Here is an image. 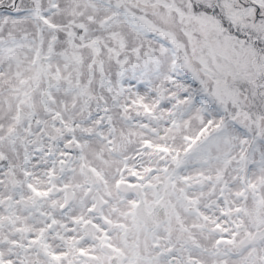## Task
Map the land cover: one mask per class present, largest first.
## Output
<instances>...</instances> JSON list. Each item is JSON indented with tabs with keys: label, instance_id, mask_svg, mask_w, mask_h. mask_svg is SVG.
Listing matches in <instances>:
<instances>
[{
	"label": "snow or ice",
	"instance_id": "1",
	"mask_svg": "<svg viewBox=\"0 0 264 264\" xmlns=\"http://www.w3.org/2000/svg\"><path fill=\"white\" fill-rule=\"evenodd\" d=\"M0 264H264V0H0Z\"/></svg>",
	"mask_w": 264,
	"mask_h": 264
}]
</instances>
